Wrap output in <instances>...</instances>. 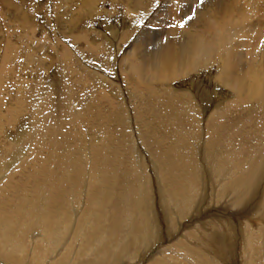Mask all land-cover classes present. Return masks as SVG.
Here are the masks:
<instances>
[{"label": "rangeland", "instance_id": "rangeland-1", "mask_svg": "<svg viewBox=\"0 0 264 264\" xmlns=\"http://www.w3.org/2000/svg\"><path fill=\"white\" fill-rule=\"evenodd\" d=\"M167 1L130 0L128 5L131 9L127 10L126 1L100 0L86 12L76 7L73 0H0V69L3 59L9 68L4 79L0 77V124L4 127L0 132V170L14 163L22 153V157H27L28 160L19 159L21 162H28L27 168L19 170L16 167L12 177L9 175L1 181V184H9L10 192L9 200L0 207V227L9 226L6 224L10 223L9 213L16 209L18 225L8 228L15 230V233L23 229L29 231L24 244L23 264H31L30 259H36L34 264H41L42 251L55 249L52 258L64 247L72 249L66 264H86V259H83L87 257L85 251L81 260L78 259V251L83 246L88 248L102 244L104 240L111 246L106 260L116 257L120 260L117 264H157L155 260L159 259L161 253L169 260L160 264H185L184 260L186 264H212L210 260L213 259L216 260L214 264H246V255L251 257L253 253L254 264L264 261V255L261 251L258 252L259 243L251 237L244 217L235 226L239 234L227 235L221 231L215 232L219 230L215 220L201 218L193 208L192 214L182 219L183 226L179 220L174 219L176 217L166 214L167 210L161 200L165 189L160 187V184L166 186L165 181H160L164 167L166 170L170 168L171 173L176 174L177 181L183 183L182 190L185 194L181 199L185 203L181 209L185 207L188 212L191 210L185 205L186 200L192 203V193L188 189L192 184L188 179L183 180L182 173L187 174L193 170L191 167L184 169L186 156L189 157L188 162L203 164L199 165V174L193 176L197 179L192 180L195 186L193 195L197 193L198 203L203 208H208L210 202L214 201L213 192L219 189V180L208 164L204 143L197 144L199 137L205 140L215 132L216 129L211 124V120H215V117H211L215 114L214 110L222 107V116L226 119L241 113L248 115L246 122L240 118L239 121L245 124L238 125L232 139L237 149L245 147L244 155L238 162L239 170L249 166L246 163L250 152L264 140V108L255 104L245 112L240 107H237L238 110L232 109L229 103L234 100L233 96L211 83L207 79V72L171 85L181 91H193L192 94L200 105L207 107L196 110L195 114H202L201 121L195 115L182 111L180 105H175L176 99L166 97L163 93L165 85L157 87L155 95L146 93L143 99H136L137 94H132L123 76V72L128 70L125 58L129 53L133 55L131 50L139 35L149 27ZM130 11L135 16H130ZM167 26L171 28L170 25ZM181 27L174 28L172 32L179 31L180 34L182 31L178 29ZM8 41L12 44V49L6 50ZM135 52L137 56L144 53L143 50ZM209 76L214 78L216 70L212 69ZM196 81L201 84L193 86ZM11 116H16L12 125L9 122ZM178 123H182L187 131L183 137L187 139L190 152L187 150L183 153L184 149H179L181 144L174 141L178 133L174 125ZM19 136L24 137L23 143H18ZM219 138L224 139L221 135ZM101 147L105 153L104 159L99 156L103 152L99 150ZM259 159L260 157L257 160ZM101 166L108 179L117 182L112 185L119 187V192L116 191V195H113V190L106 188L103 195L100 193L101 188H95V193L102 194L103 196L99 194L100 198L107 201L97 206L99 211L93 215L89 209L86 210L87 185L89 176L95 174L96 169ZM73 171H77L78 176L73 177ZM57 180L61 185L60 190L64 186L70 188L63 199L70 203V207L66 206L69 213L66 221L70 223V229L69 233L60 236L61 239L56 235V214L48 217L53 220V227L28 229L29 227L22 226L30 225L39 216L40 208L41 222L45 221L47 200L43 197L45 194L50 195L51 189L52 192L59 189L51 186ZM69 181H73L72 186ZM139 184L145 189L152 188L154 223L147 221L145 224V220L140 221L138 213L134 214L125 207L130 200L123 199L124 186L133 185V191L136 192ZM261 184V192L255 198L257 203L263 199L264 177ZM38 188L41 190L42 203L34 198L30 205L24 207L22 193ZM13 189L17 193L12 192ZM71 189L76 194L75 203L68 199L72 198L68 197ZM230 190L233 191L231 186ZM17 198H22L18 203L22 202L13 207L11 202ZM53 199L55 200L54 196ZM244 206L245 209L249 208V203ZM145 208V205H140L139 210ZM21 215L26 219H20ZM192 217L195 219L193 223ZM199 221L203 223V226L197 227L201 230L217 229L215 233L209 234L206 246L203 240H195V234L192 236ZM85 222L88 224L85 225ZM145 225L149 230L147 236L143 232ZM189 233L194 238L190 240L193 242L191 244L184 239ZM4 234V230L0 229V241L4 240L1 237ZM228 236L231 253L224 257L223 247L218 242ZM90 238L95 242H89ZM247 240L250 241V248ZM124 241L125 244H121ZM148 245L151 246L144 251ZM168 249L174 252H167ZM132 250H137L138 254H134ZM130 255L135 257L131 259ZM0 264H4L1 259Z\"/></svg>", "mask_w": 264, "mask_h": 264}, {"label": "bare ground", "instance_id": "bare-ground-1", "mask_svg": "<svg viewBox=\"0 0 264 264\" xmlns=\"http://www.w3.org/2000/svg\"><path fill=\"white\" fill-rule=\"evenodd\" d=\"M125 1L127 3L126 5L128 6L127 10H130L131 8L128 5L130 4V0H118V2ZM98 2H100V0H73V3H75L76 7H79L80 10H84L86 12H89ZM129 15L135 16L133 11H130ZM189 17H191V19H189ZM179 24L182 27L179 26ZM167 25H170L171 28H168ZM152 27L153 29L151 30ZM177 27H181L178 29L182 31L180 34L179 31L172 32L173 29ZM112 32H114L113 29ZM5 49H12V44L10 41H8ZM135 50H143L144 53L140 56H137ZM131 51L133 55L129 53L125 58V65L128 66V70L123 72V76L128 83V88L132 90V94H137L136 99L145 98L146 93L149 95H155L157 87H162V85H165V91H163L164 95H166V97H170V99H176L177 102L175 105H180L182 111H184L186 114L195 115L197 120L201 121L202 114L200 115L195 113L197 108L203 107L200 105V102L197 100L196 96L192 94L193 91H181L172 88L173 86L171 85L184 78L191 77L193 75L199 77L203 72H207V79H209L211 83L213 82L216 86L221 87L223 91L226 90L233 96L234 100L229 103V106L232 109L240 107L243 109L242 111L245 112L250 108L249 106L252 107L255 104H258V106H262L264 108V0H203V2H201V0H168L161 11H159L158 14H156L152 19L149 27L139 35V38L134 44V49ZM7 65L8 64L5 63V59H3L2 68L0 69L1 79H4L6 71L9 70ZM212 69L216 70V76H214V78L209 76L211 75ZM200 84L201 83L196 81L192 85L197 86ZM221 108H219L217 111L214 110L215 114L211 115V117H215V120H211L213 128L216 129L215 132L212 133L215 135V137L211 134L210 137H206L207 141H205L206 138L204 140V138L199 137L197 142V144L200 142L204 143V148L207 152V154H204H206L207 161L209 162L208 164L209 166H212L214 174L217 175V179L219 180V189H216L213 192V203L210 202L208 208L206 207L207 209L203 208L198 203L197 193L193 195L195 193V186L193 183L194 181L192 182V180H197L193 178V176L199 174V169H201L199 165L201 164L196 165L192 161L188 162V156L184 157L185 159L187 158L184 169H186V167H191V170L193 171L187 174H182L184 175L183 180L188 179L190 184H192V187L188 188L192 193V200H190L192 203H188L186 200L187 204L185 205L191 210L188 212L185 207L181 209V207H183L182 204L185 203V201L181 199V197L185 194V191L182 190L183 183L177 181L176 174L173 172L171 173L172 170H170V168L166 170L164 167L162 175L163 177H160V181H165L166 183V186L160 184L161 189H165L162 191L163 194L161 200L167 210L166 214L168 216L170 215L171 217H176L174 219L177 221L179 220V223L182 221V219H185L192 214L193 208L194 212L199 214L201 218L204 217V219L206 218L215 220V223L219 225V230L215 231L217 230L215 229V232L221 231L227 235L231 233L235 235L239 234V230L236 229L235 226L241 221V218L244 217L247 221V224L249 225L251 237H254V239L259 243L260 250H258V252L261 251L260 253L264 255V194L262 196L263 199L260 200L261 202L259 201L260 203L255 201V198L258 197L256 195L260 191V186L262 185V178L264 177V140L250 152V156L247 158L248 160L246 165L254 166H248L246 169L242 167L241 170H239L237 168L239 166L238 162L244 155L245 147L241 146L237 149L232 139L234 137V133L237 131L238 125H240V123H244L243 121H239L240 118L245 121V118H247L248 115L241 113L242 115L236 114L235 117L226 119V117L222 116ZM205 109H207V107ZM230 113L232 114V112ZM1 117L2 114H0V118ZM15 120L16 116H11L9 121L10 124L12 125ZM3 128L4 127H2L0 124V132L3 131ZM174 128L175 131H178V133L175 135L176 139L174 141L176 144H181L182 146L179 147V149H184L183 153L187 152V150L191 151V149L187 147L189 146L187 145V139L185 140L183 137L184 134L187 133L185 127L182 125V123H178L174 125ZM222 132L227 134H223ZM219 135L223 136L224 139L221 140ZM23 139L24 137L20 138L19 136L18 143H23ZM96 149L98 151V147ZM102 149L103 147H101L99 150L103 151ZM201 149L199 150L201 151ZM210 152L212 153L210 154ZM22 155L19 159L27 160V157L23 158ZM99 156L104 159V151L100 152ZM259 157L260 159L257 160ZM19 159L0 170V207L4 206V203L9 200L8 192H10L9 184H1V181L8 178L9 175L12 177V172H14L16 167L19 170L27 168L28 162H21ZM17 161L20 163L19 165L16 163ZM156 166L157 165L155 164V167ZM75 175L78 176L77 171H73V177ZM57 181L52 182L51 186L58 187L59 189L55 190V192H52L51 189L50 195L45 194V197H43L45 200H47V209L45 211L47 217L45 221L41 222L40 208L39 216H36L30 225H22L23 227H29L28 229H30V227H53L55 224L51 222L53 220L48 219V217H50V214H56V235H58L60 238L61 235L63 236L67 232L69 233L70 223L66 221L69 213L66 209V206L69 205L68 207H70V203L63 199L65 196H67V192L69 191L68 189L70 188L64 186V189L60 190L61 185L60 182ZM72 182L69 181L71 186ZM134 182L136 181L134 180ZM112 183L117 182L115 180L108 179L107 174L102 166L98 170L96 169L95 174H91L89 176L87 185L88 188L86 192V210L89 209L90 213L93 215L99 211V209L96 207L107 201H105L102 197L100 198L99 194L102 193L105 195L104 193L107 191L105 190L106 188L113 190V195H116V191L119 192V187H116L114 184L112 185ZM96 184L99 188L96 187ZM230 186L233 188V191L230 190ZM133 187L135 186H124L125 194L123 199L129 198L130 200L129 203L125 205V207L134 214L138 213L141 217L140 221L145 220V224H147V221L154 223V206L152 207L151 204V198L153 199L154 197L152 195V188L145 189L141 186V184H139V188L135 192L133 191ZM95 188H101L99 194L95 193V191H97ZM71 190L72 191L68 197L71 196L72 198L68 199L72 203H75L76 194L72 193L75 192L73 189ZM11 191L17 193L15 189ZM61 192H63V194H61ZM22 196L24 200L22 198H17L18 200L13 199L11 205L13 204V207H17V205L24 201L23 205L25 207L30 205V202L34 200V198L38 199L42 203L40 188L33 190L32 192H23ZM53 196L55 197V200L53 199ZM109 198H111V196H109ZM20 199H22V201L18 203ZM247 203H249V208L245 209L244 205ZM140 205H145L146 208L140 211ZM196 207L198 209H195ZM15 212H17L16 209L10 211L9 213L10 223L6 222V224L9 226L0 227V229L4 230L5 233L4 236H1L4 240L0 241V259L4 264H7L5 262H9L11 264H23L24 262V244L26 238L28 237L27 235L29 234V231L23 229L18 233H15V230L12 231L10 228H8L18 225L19 219L16 218L15 215L17 213ZM251 212L253 214H251ZM217 215L221 218H219ZM247 216H249L248 219L246 218ZM21 218L23 219L25 217H22L21 215L20 219ZM194 220L195 219L192 217V223ZM200 221L195 227V231L192 233V236L194 237L195 234V240H203L205 245V242L208 243L209 241V234L215 232L213 230L204 231V229L201 230L197 228L203 226V223ZM86 224L88 223L85 222V225ZM226 224H228L229 227ZM180 225L183 226V222H181ZM215 225L216 224H214V226ZM145 227L146 228L143 229V232L145 236H147L149 230H147V225H145ZM206 229H209V227ZM189 235L190 233L188 234L187 238ZM192 236L188 239H184L186 242L187 240H194ZM229 239L230 238L228 236L226 239L218 242L219 245L223 247L222 250L224 257H226L225 255H229L231 253L228 246ZM248 239L251 240V238ZM88 241L95 242L91 238ZM191 243L193 242L190 241V244ZM121 244H125V241ZM151 245H148L144 251H147ZM247 245L250 248V241L248 240ZM210 247H212V245ZM45 248L47 249V246ZM110 248L111 246L109 247V243L105 240L102 242V244L99 243V245H95L94 247L86 248L83 246L82 250L78 251V259L80 258L81 260V258H83L82 253L85 251V255L87 257L83 259H86L85 262L88 264L119 263L120 260L116 259V257L106 260V255H108V252H111ZM71 250L72 249L70 247H64L57 255H55V257L52 258L51 256H53L55 249L52 251L48 249L42 251L41 264H66V262H68ZM218 250H216L217 253ZM166 251L174 252L172 249H168ZM132 252H134V254H138L137 250H132ZM245 253H248L246 249ZM163 254L164 253L159 254V259L155 260L157 261V264L169 260L166 259ZM246 256V264H249L250 262L251 264H254L252 256ZM133 257L135 256L131 257L130 255L131 259ZM30 261L31 264H34L36 259H30ZM184 262L185 264L187 263L185 260ZM210 262L214 264L216 263V260L213 259L212 261L210 260ZM261 262V264H264V261Z\"/></svg>", "mask_w": 264, "mask_h": 264}, {"label": "snow or ice", "instance_id": "snow-or-ice-1", "mask_svg": "<svg viewBox=\"0 0 264 264\" xmlns=\"http://www.w3.org/2000/svg\"><path fill=\"white\" fill-rule=\"evenodd\" d=\"M201 2H203V0H201ZM189 19H191V17H189Z\"/></svg>", "mask_w": 264, "mask_h": 264}]
</instances>
